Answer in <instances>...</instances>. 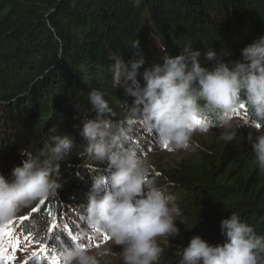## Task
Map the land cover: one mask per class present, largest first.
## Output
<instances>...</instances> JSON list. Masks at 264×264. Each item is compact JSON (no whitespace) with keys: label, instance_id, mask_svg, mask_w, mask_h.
<instances>
[{"label":"trees","instance_id":"16d2710c","mask_svg":"<svg viewBox=\"0 0 264 264\" xmlns=\"http://www.w3.org/2000/svg\"><path fill=\"white\" fill-rule=\"evenodd\" d=\"M261 38L264 0H0V174L11 182L12 171L26 161L23 154L40 157L52 128L74 144L61 165L58 196L16 219L28 217L22 226L47 231L52 216L84 215L94 166L81 136L82 122L95 119L88 95L105 94L116 124L134 103L113 86L111 57L132 61L139 41L145 69L192 48L212 70L208 51L230 53L225 63L242 62V51ZM236 133L232 143L221 139ZM256 133L238 124L230 132L213 129L195 137L198 151L181 157L182 151L162 150L139 126L134 130L131 147L155 160L149 165L158 186L177 198L182 213L175 223L180 235L170 240L175 250L160 240L165 252L158 264H180L177 251L196 237L211 247L224 245L221 222L232 214L264 237V173L248 139Z\"/></svg>","mask_w":264,"mask_h":264},{"label":"clouds","instance_id":"9594fccd","mask_svg":"<svg viewBox=\"0 0 264 264\" xmlns=\"http://www.w3.org/2000/svg\"><path fill=\"white\" fill-rule=\"evenodd\" d=\"M133 47L137 49L135 59L125 63L113 56L110 68L113 86L123 89L134 101L130 115L116 124L105 94L93 90L88 95L95 119L82 122L81 136L94 166L89 170L93 184L84 215L71 212L65 218L52 216L47 231L38 230L36 224L28 227L27 233L39 245L57 224L59 230L54 234L61 237L55 244L58 247L67 237L72 220H83L88 231L83 230V238L74 244L67 241V249L62 248L65 251L57 257L62 264H100L113 252L93 250L107 240L122 249L118 254L122 264H158L165 252L159 241L165 240L171 247L170 240L179 237L175 223L182 213L177 198L158 186L151 166L131 147L137 126L154 136L162 150L195 153L200 145L193 142L194 136L208 135L213 129L230 132L235 120L241 119L239 128L260 133L248 139L264 173V38L242 51V62L225 63L224 56L230 53L218 56L208 51L205 59L215 63L212 70L201 66V53L192 48H184L176 58L165 55L162 64L145 69L140 42ZM141 69H145L143 73ZM56 131L50 129L40 157L22 155L26 161L12 171L11 182L0 174V225L17 220L35 203L58 196L61 165L74 144L67 136L55 135ZM236 138L237 133L221 137L227 143ZM221 229L227 241L224 245L211 247L203 239L193 238L186 249L177 251L180 264H261L264 237L254 228L232 214L221 222ZM39 264L48 262L42 259Z\"/></svg>","mask_w":264,"mask_h":264},{"label":"snow or ice","instance_id":"6c2138e0","mask_svg":"<svg viewBox=\"0 0 264 264\" xmlns=\"http://www.w3.org/2000/svg\"><path fill=\"white\" fill-rule=\"evenodd\" d=\"M28 217H24L21 220V224L24 223V221H27ZM14 223V222H13ZM11 225H5V227H10ZM58 225L53 224L52 229L50 230V235L48 239L43 241V243L36 245L40 248V252H32L30 256L24 261V264H29V261L38 262L40 260H45L48 262V264H60L59 259H57V253L55 248H50L48 246V242L52 239H55L57 236L54 234L56 231H58ZM4 235L8 237L9 239H13V232L11 231H5ZM23 235V241L21 240V236ZM67 236L70 237L71 242H75L78 240V237L73 235L70 231L67 233ZM33 238L30 235H25L23 232L18 233L14 237V243L12 245V252L15 253L17 251L21 250V245L23 244L25 247L32 244ZM97 247H100L99 244L96 245ZM5 251L7 248L4 249ZM41 253L44 255L41 256ZM6 258L3 255V251H0V262H3ZM9 264H14V258L12 261L9 262Z\"/></svg>","mask_w":264,"mask_h":264},{"label":"rangeland","instance_id":"374dc122","mask_svg":"<svg viewBox=\"0 0 264 264\" xmlns=\"http://www.w3.org/2000/svg\"><path fill=\"white\" fill-rule=\"evenodd\" d=\"M240 123H242V120L241 119H239V120H235V122H234V124L233 125H235V124H240ZM246 128H248V127H246ZM249 129V131H251V132H253V131H255V130H252L251 128H248ZM256 132V131H255ZM140 134H142V132L140 133ZM211 134V133H210ZM256 134H258V135H260V133H256ZM197 135H199V134H197ZM196 135V136H197ZM196 136H194V139H195V137ZM143 137V136H142ZM193 142H194V140H193ZM185 153L186 152H183V153H178L177 154V152H176V154L178 155V156H181V157H183L184 155H185ZM156 154H158V152L156 153ZM170 154H173V153H170ZM175 154V153H174ZM143 159H145L147 162H148V164L151 162V161H153L154 159H149L147 156H145ZM155 161V160H154ZM154 161H153V163H154ZM104 167H106L107 168V165H104ZM102 173L103 174H106V173H104L103 171H102ZM14 222V220L13 221H11V222H9L8 224H6V225H11L12 223ZM2 226H5V225H1V227ZM37 227V226H36ZM7 228H9V227H7ZM11 232H13V230L11 231ZM7 239L9 240V238L7 237ZM34 241V240H33ZM77 242V241H76ZM76 242H74V243H76ZM172 246H174L173 244L171 245V248H172ZM105 249H111V251L113 252V255L112 256H109V257H106V258H103L101 261H100V264H122V261L119 259V253L122 251V249L121 248H116V247H114L113 246V244L111 243V241L110 240H107L106 241V244H101L100 245V247H97L95 250H93V252H95L96 250H99V251H103V250H105ZM173 249V248H172ZM173 250H175V249H173ZM32 252H40L39 251V248L36 246V244L34 243V242H32V244L31 245H28L27 246V248L25 249V250H22V251H19L18 252V254H16L13 258H14V264H24V261L30 256V254L32 253ZM13 258L10 260V259H7V261H3V263L4 264H9V262L10 261H12L13 260ZM34 262L33 261H29V264H33Z\"/></svg>","mask_w":264,"mask_h":264},{"label":"bare ground","instance_id":"6f19581e","mask_svg":"<svg viewBox=\"0 0 264 264\" xmlns=\"http://www.w3.org/2000/svg\"><path fill=\"white\" fill-rule=\"evenodd\" d=\"M79 227V226H78ZM70 241V237H66L64 238L63 242H60V245L58 247H55V244L58 243L59 240H52L53 244L52 246H49L50 248H55L56 249V253H57V257L60 258V254L65 251L63 249H67V246H68V242L67 241ZM76 242V241H75ZM74 244V242H72ZM63 248V249H62ZM13 253V252H12Z\"/></svg>","mask_w":264,"mask_h":264}]
</instances>
